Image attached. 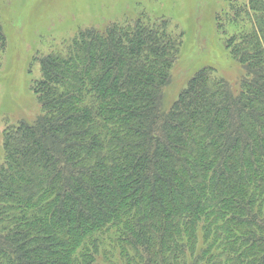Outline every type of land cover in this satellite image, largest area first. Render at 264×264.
<instances>
[{
	"label": "trees",
	"instance_id": "obj_1",
	"mask_svg": "<svg viewBox=\"0 0 264 264\" xmlns=\"http://www.w3.org/2000/svg\"><path fill=\"white\" fill-rule=\"evenodd\" d=\"M156 20L35 58L41 113L4 131L0 264H264V0L219 18L235 89L207 65L167 111L183 35Z\"/></svg>",
	"mask_w": 264,
	"mask_h": 264
},
{
	"label": "rangeland",
	"instance_id": "obj_2",
	"mask_svg": "<svg viewBox=\"0 0 264 264\" xmlns=\"http://www.w3.org/2000/svg\"><path fill=\"white\" fill-rule=\"evenodd\" d=\"M231 1L0 0V22L7 39L6 51L0 55V169L4 131L20 122L32 124L41 113L32 91L34 81L40 78L35 58L70 41L79 29H104L112 23L129 22L139 14H145L151 23L169 20V32L182 34L183 45L163 91L166 111L187 89L194 74L207 65L235 89L244 71L227 51V35L218 26Z\"/></svg>",
	"mask_w": 264,
	"mask_h": 264
}]
</instances>
